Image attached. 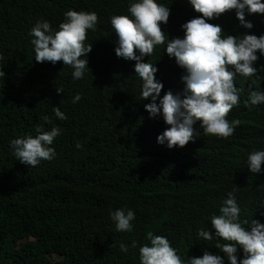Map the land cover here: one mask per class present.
<instances>
[{
    "label": "trees",
    "instance_id": "16d2710c",
    "mask_svg": "<svg viewBox=\"0 0 264 264\" xmlns=\"http://www.w3.org/2000/svg\"><path fill=\"white\" fill-rule=\"evenodd\" d=\"M128 2L0 0V264H138V246L148 243V231L166 237L181 259L198 257L203 248L228 264L214 246L217 240L226 241H205L197 231L214 232L210 217L219 214L234 187L243 209L241 225L247 229L251 218L264 223V180L244 163L249 152L264 148V104L244 103L251 91L264 90V55L257 50L253 66L263 62L257 74L234 77L238 103L225 118L238 123L230 136L200 134L169 149L156 142L168 126L159 116L148 119V100L139 99L135 61L114 53L116 37L108 19L125 13ZM156 2L170 9L167 24L161 25L169 38L182 37L180 24L201 15L187 0ZM69 8L98 17L95 31L86 30L90 70L79 80L72 79V69L61 61L36 62L28 35L37 19L56 29ZM246 19L251 29L239 24L234 10L209 22L233 36L264 33V14H246ZM163 47H154L144 59L160 67L167 79L162 90L174 85L175 93L183 87L182 74L177 76L180 67ZM56 86L63 92L57 93ZM76 93L81 98L73 103ZM53 106L67 119L55 117ZM37 124L45 131L53 126L61 131L51 145L55 157L31 167L16 160L9 141L35 135ZM124 207L135 213L131 232H117L109 220L111 211ZM121 242L127 252L120 251ZM236 255L239 264V247Z\"/></svg>",
    "mask_w": 264,
    "mask_h": 264
},
{
    "label": "clouds",
    "instance_id": "9594fccd",
    "mask_svg": "<svg viewBox=\"0 0 264 264\" xmlns=\"http://www.w3.org/2000/svg\"><path fill=\"white\" fill-rule=\"evenodd\" d=\"M187 3L201 15L180 24L182 37L165 36L167 32L162 31L161 25L167 24L170 9L156 0H129L125 13L114 14L108 19L116 37L114 53L118 58L135 61L133 73L140 81L139 99L148 100L144 104L148 119L159 116L168 126L156 136V142L169 149L183 147L200 134L230 136L238 123H229L225 118L238 103L239 89L234 86V77L249 78L263 66L262 61L256 67L253 62L258 59L257 50L264 55V33L257 36L244 32L233 36L226 34L220 24L209 21L227 10H234L239 24L251 29L253 25L246 19V14H264V0H187ZM97 21L95 12L71 8L63 13V20L56 29L47 20L37 19L28 32L35 61L52 64L61 61L72 69L73 80L82 79L90 70L87 54L91 44L84 43L86 30L95 31ZM160 45L164 46L162 51L169 58H174L180 67H176L177 76L182 74L180 80L183 87L175 93L172 92L174 85L165 92L162 90V81L167 79L160 67L156 68L153 62L144 59ZM55 90L63 92L62 86H56ZM80 98V94L76 93L72 102ZM244 103L251 106L264 104V90L251 91ZM52 111L58 119H67L58 107L53 106ZM138 113L144 115V112ZM132 118L137 121L135 114ZM42 119L48 121L49 117ZM60 131L56 126L45 131L42 125L37 124L35 135L13 138L9 147L16 160L34 167L55 157L51 145ZM75 146L79 148L80 143L77 141ZM244 163L249 172L258 173L264 180V148L249 152ZM235 192V187L228 191L219 207V214L210 217L214 232L200 229L197 236L205 241L214 238L226 241L220 243L217 240L214 246L224 254L228 264H238V247L242 253L239 264H264V223L251 218L246 222L247 229L241 225L238 214L243 209L240 211ZM261 200L264 203V194ZM251 207L252 204L246 209ZM261 215L264 216V212ZM134 219V211L127 207L109 213V220L114 223L117 232H131V221ZM145 239L148 243L138 246V264H224L221 255L203 248L197 253L198 257L181 259L166 237L154 235L151 231L145 234ZM131 247H137L135 240L131 242ZM119 249L127 252L128 246L121 242Z\"/></svg>",
    "mask_w": 264,
    "mask_h": 264
}]
</instances>
